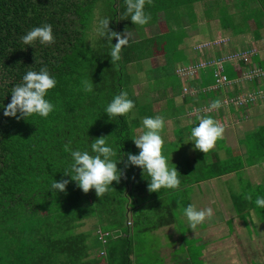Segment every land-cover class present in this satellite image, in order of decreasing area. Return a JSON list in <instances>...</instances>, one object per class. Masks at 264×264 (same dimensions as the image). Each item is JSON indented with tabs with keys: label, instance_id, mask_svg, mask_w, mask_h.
Returning a JSON list of instances; mask_svg holds the SVG:
<instances>
[{
	"label": "trees",
	"instance_id": "obj_1",
	"mask_svg": "<svg viewBox=\"0 0 264 264\" xmlns=\"http://www.w3.org/2000/svg\"><path fill=\"white\" fill-rule=\"evenodd\" d=\"M196 4H201L206 16L218 12L223 30L231 29L234 34L238 29L250 30L253 18L254 32L260 33L264 0H151L145 7L152 19L145 26L121 17L122 0H0V103L10 102L11 87L25 71L38 70L41 63L56 78L47 94L55 105L48 117L16 119L5 116L0 108V231L7 233V253L0 254V264L13 260L18 264L24 258L38 260L37 264H94L90 254L95 242H90L88 234L75 231L92 216L97 220L95 228L109 233L102 243L106 264H133L135 238L127 224V203L148 191V180L138 166L125 167L126 155L118 161L123 174L103 197L92 189L81 191L72 181L63 192L49 191V186L64 177L68 148H83L109 135L107 139L122 153L139 151L130 137L135 131L130 121L122 116L109 120L103 106L114 93L129 90L138 107L133 77L140 76L146 60L167 52L165 41L158 40L160 33L151 34L150 28L163 20L164 27L173 28L174 16L194 24ZM238 13L242 22L237 24L233 16ZM223 16L232 20L224 22ZM103 17L110 18L111 30L134 34L115 65L106 52L107 37L103 40L93 34L94 21ZM44 23L52 25L54 42L23 47L20 36ZM83 79L93 82V92L83 90ZM137 221L134 216L133 222Z\"/></svg>",
	"mask_w": 264,
	"mask_h": 264
},
{
	"label": "crops",
	"instance_id": "obj_2",
	"mask_svg": "<svg viewBox=\"0 0 264 264\" xmlns=\"http://www.w3.org/2000/svg\"><path fill=\"white\" fill-rule=\"evenodd\" d=\"M195 10L198 19L194 24H189L188 18L183 17L187 36L180 44L182 57L177 61L174 57L167 59L168 56L163 60L159 56L146 60L144 70L148 69L152 79L142 83L143 90L150 89L153 82L158 96L165 91L171 92L165 100H156L161 106L160 109L158 106V112L169 99L178 105V113L163 116L166 121L164 139L170 135L174 139L173 134L177 131L188 135L190 127L199 123L197 116L204 115H210L223 124L225 131L223 138L207 153L196 152L193 142L188 143L187 156L183 159L186 167L178 172L181 183L177 190L147 191L139 199H129L127 224L132 227L135 238L132 263L264 264V209L245 199L246 194H251L253 200L256 195H264V75L254 81H245L244 78V74L253 67L264 71V17L261 18L262 29L258 35L252 27L253 18L249 20L250 30L238 29L239 32L234 34L231 29L220 28L218 12L206 16L201 4H196ZM233 20L234 23H241L240 13L234 15ZM226 32L231 38L229 43L195 50L194 46L203 38ZM248 49L255 51L248 61L241 59L222 64L223 72L229 79L223 87H214L215 66L201 68L193 76L178 74L183 91L187 90L177 98L173 85L164 83V75L158 70L161 65L168 67L169 71L174 66L176 73L180 66ZM154 59L156 63H153ZM156 70L157 74L153 73ZM204 79L209 80L204 82ZM248 94H255L253 102L244 105L232 101L227 103V100ZM216 98L223 101V106L209 109ZM179 153L176 151L178 156ZM168 160L173 161L169 157ZM188 203L213 210L212 217L196 230L188 228L181 215V209ZM134 216L137 222H133ZM253 217L254 221L250 220ZM96 222L94 216L84 219L75 231L88 234L90 242H95L90 254L95 259L94 264H106L104 244L99 242L101 239L97 235L100 229L94 226ZM136 225L140 229L138 235L134 229ZM19 262L37 264L39 261L24 258ZM11 264H15V260Z\"/></svg>",
	"mask_w": 264,
	"mask_h": 264
},
{
	"label": "clouds",
	"instance_id": "obj_3",
	"mask_svg": "<svg viewBox=\"0 0 264 264\" xmlns=\"http://www.w3.org/2000/svg\"><path fill=\"white\" fill-rule=\"evenodd\" d=\"M151 0H122L124 11L121 17L130 18L136 26H145L152 19L145 5ZM109 17L98 19L94 23L93 34L103 39L107 37V53L110 56L112 65L121 59V50L130 41V35H122L120 32L109 28ZM113 37L116 42L112 43ZM23 47L35 44L50 45L54 42L52 25L44 23L35 26L20 36ZM91 42L92 40L89 39ZM40 63V61H36ZM199 67H205L204 64ZM85 92H93L94 85L87 79L81 81ZM56 85V78L51 75L47 65L41 63L38 70L30 68L25 71L18 83L11 89V99L6 105L0 103L5 116H12L16 119L39 116L46 118L55 109V105L47 98L48 91ZM136 101L130 98L127 91L121 90L114 93L111 99L103 106V113L108 115L109 120H118V117L131 120L135 117L134 110ZM223 106L219 98L212 100L209 109H218ZM198 124L190 127L188 135L183 138L185 142L192 141L193 148L207 153L219 139L223 138L224 125L210 115L197 116ZM166 121L162 115L144 116L140 119V131H134L131 138L139 151L122 153L114 141H109L107 136H99L93 139L83 148H68L69 159L62 170L64 177L59 180H52L49 191L63 192L70 181L85 193L90 189L95 191L98 197H103L112 190V182L119 181L123 169L118 168V161H123L127 156L125 167L138 166L142 176L148 180L147 189L149 192H159L161 189L177 190L181 180L176 166L169 163L168 157L162 154L164 144L163 132ZM71 142L69 141V144ZM66 177V178H65ZM245 199L259 209H264V195H256L255 199L251 194H246ZM181 215L186 220L188 228L196 230L213 215L210 207H198L188 203L181 209ZM254 221V217L250 219Z\"/></svg>",
	"mask_w": 264,
	"mask_h": 264
},
{
	"label": "rangeland",
	"instance_id": "obj_4",
	"mask_svg": "<svg viewBox=\"0 0 264 264\" xmlns=\"http://www.w3.org/2000/svg\"><path fill=\"white\" fill-rule=\"evenodd\" d=\"M188 11L191 15V10H188ZM97 13H96V17L99 16V14H97ZM215 13L217 14V12H215ZM168 17H170V16H168ZM174 19L176 20V24L173 28L171 26L169 29L167 28V26L164 27V25H163L164 20L161 21L160 24L158 23L157 25H154V26H152V28H150L151 34L160 33V34H158V36H159L158 40H160V41L164 40L166 43L165 47L167 49L166 50L167 52L164 55L160 56L161 60L165 59L167 53L170 54V55H168L167 59L174 57L175 61H177V59L182 57V55H183V51L180 48V45H177L176 41H178L179 38L184 35V33H185L184 25H183V22L179 19H176L175 16H174ZM97 20L98 19H96L94 22H96ZM231 20H232L231 16H228V17L223 16L224 22H227V21L229 22ZM186 23H187V21H186ZM252 27H255V25H253ZM165 28H167L168 30ZM261 29H259V32L261 31ZM214 30H215V28H214ZM147 31L149 32V29H147ZM130 36L134 37V34H132ZM219 38H225L226 42L228 41V43L230 42V39H231L226 32L224 35H219V36L215 35L212 37L211 36L205 37V38H203L202 42L208 41V40L214 41V40L219 39ZM212 47H218V45L211 46L210 48H212ZM226 54H224L223 56H225ZM212 58H214V56ZM153 63H156L155 59L153 60ZM158 70H161L163 75H164L163 76V82L169 83L170 85H173L174 96L176 98H177V96H179V97L183 96L185 90L183 91V84L178 77L179 75L174 72V66H172L170 71H169L168 67L161 65L160 69H158ZM147 71H148V69L146 71L143 70V72H141L139 77H138V75L133 77V82H134L133 84H135V86H136L133 88V90L136 93V100L139 103V105H138V107L134 108V110H133L136 113L135 117L129 121L131 123V126L134 128V130L136 132L140 131V128H139L140 119L144 116H154V115L159 113V115L166 117L168 115H170V116L174 115L176 112L178 113V111H179V108L177 107L178 105L176 106L174 104V101H172L173 99H169V100H167L168 101L167 104L165 103L166 101L164 102V106L162 107L161 112H158L159 109L161 108V106L159 105L160 103L157 104L156 100H158V98H160L161 101L165 100L167 97L171 96V92L167 93L165 91V93L158 96L157 91H155V89H153L154 88L153 82L151 83L152 85H151L150 89L148 88V89L143 90L144 88H143L142 83L147 82L150 78L152 79V76L149 75L147 73ZM154 72H155V74H157L156 73L157 70L153 71V73ZM244 78L246 79V80L244 79L245 81H247V80L248 81H254L255 80V79L251 78L250 76H248L247 73L244 74ZM208 80L204 79V82H208ZM212 81H213V79H212ZM133 84H132V86H133ZM137 85H138V87H137ZM127 92L129 93L130 98L133 99L134 95L131 93L132 91L127 90ZM255 98H256V96L254 97V99ZM150 99L152 101L155 99V101H153L154 103L152 101H149ZM161 101H159V102H161ZM158 106H160L159 109H157ZM170 116H168V117H170ZM174 132H175V130H174ZM170 136H168V137H166V139H164L165 142L162 145V154L164 153L167 157H169V159L173 160V161H170L169 163L172 162L173 163L172 166H176V168L179 172L180 169H184L186 167V163L183 159L187 156L188 143H190L191 141L185 142L183 140V138H186V136H187V134L183 131L181 133H180V131H177L175 134H173L174 139H171ZM176 151L180 152L179 156L176 154ZM196 152L202 153V151H200V150H196ZM138 226L139 225H136L134 227L137 235H138V232L140 230V229H138ZM6 234L7 233L0 231V254L7 253V250H4V248L6 249V242H7Z\"/></svg>",
	"mask_w": 264,
	"mask_h": 264
},
{
	"label": "built area",
	"instance_id": "obj_5",
	"mask_svg": "<svg viewBox=\"0 0 264 264\" xmlns=\"http://www.w3.org/2000/svg\"><path fill=\"white\" fill-rule=\"evenodd\" d=\"M225 42H226L225 38H219V39H216L214 41L208 40V41H204V42L196 44L194 46V48H195V50H202V49L214 46V45H222ZM254 52L255 51L253 49L230 52V53H227L225 56L222 55L220 57H214V58H210V59H207L204 61L202 60L199 62H195V63H192L190 65L180 66L176 70L180 76H193L201 69V67H199V65H201V64H204L205 67L215 66L214 87L219 88V87H223L229 83V79H228L227 75L224 74V72H223V65L222 64L226 61L232 62V61H238L241 59L244 61H248L249 57ZM246 73L248 74V76H250L253 79H255L256 77H260V76L264 75V71H262L258 67H253ZM185 90H187V89L185 88ZM254 97H255V94H248L245 96L234 98L232 100H227V103L232 101L238 105H244L246 103L253 102ZM108 234H109L108 232L99 231V237H100L102 243L106 242V236Z\"/></svg>",
	"mask_w": 264,
	"mask_h": 264
}]
</instances>
